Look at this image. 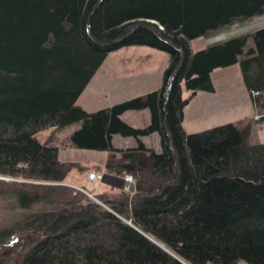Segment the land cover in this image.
I'll return each instance as SVG.
<instances>
[{
    "label": "trees",
    "instance_id": "1",
    "mask_svg": "<svg viewBox=\"0 0 264 264\" xmlns=\"http://www.w3.org/2000/svg\"><path fill=\"white\" fill-rule=\"evenodd\" d=\"M263 14L264 0H0V175L10 178L0 190L21 210L53 205L0 231V264H264V142L231 123L181 126L188 99L213 91L212 70L235 63L264 113V27L190 47ZM129 45L167 53L159 87L92 112L76 105L105 55ZM144 108V127L119 119ZM71 124L73 148L113 150V134L135 140L127 162L106 168L131 176L129 192L87 189L89 198L62 183L85 168L60 161L51 134H37ZM150 133L158 152L139 139ZM143 150L145 167L136 162Z\"/></svg>",
    "mask_w": 264,
    "mask_h": 264
},
{
    "label": "rangeland",
    "instance_id": "2",
    "mask_svg": "<svg viewBox=\"0 0 264 264\" xmlns=\"http://www.w3.org/2000/svg\"><path fill=\"white\" fill-rule=\"evenodd\" d=\"M262 20H264V14L248 20L235 22L228 28L216 31L210 36H199L192 39L190 41V47L193 51H197L227 37L249 34L258 28L264 27V22L253 25L254 23ZM226 33L229 34L226 35ZM249 46H252L250 38L246 41V47ZM145 50L150 53L147 58H143ZM166 57L167 53L145 45H129L120 47L108 52L105 55L103 61L96 70L97 72L95 71L96 77L94 80L100 79L102 74H106L105 72H111L112 69H119L123 74L127 71L134 72L132 75L135 73L144 74L146 72V75L153 77L154 68L158 66ZM212 71L211 78L212 83H214L215 86V91H198L196 96H192L188 99L183 110V130L185 132L198 131L200 129L231 122V124L236 126L238 129H243L244 127L249 128L248 140L251 143L256 142V140L264 142V113L256 111L254 107V111L252 110L247 91L245 90L242 82L238 63L232 64L228 66V68H216ZM131 78L132 76L125 78L124 81H118L107 88V90L102 87L103 91L100 92V102L97 104L101 105L102 103L109 102L114 103L144 91L149 87L138 83H127ZM97 89L100 90V85L97 86ZM181 96L182 98H188L189 96V93L183 85ZM122 118L123 120H121L123 122L131 125L132 127H140L143 123L141 114L134 115L131 111L124 113ZM71 129V126H65L57 132H49L51 135L55 134L54 140L50 143L61 149L60 157L62 159L87 161L89 159H94V157L104 156L109 158L108 162L111 161V166H113L115 164L122 163L125 156L128 154L127 150L121 151L114 148H112L113 150L98 151L92 149L66 147V145H68L67 137L73 131ZM119 136L120 135H117L112 142L115 147H119V142L122 141L118 140ZM142 157L143 160L140 165L144 164L142 166H146L148 151L143 150ZM89 170H92V168H85L81 172L72 169L64 178L62 183L79 189H81V186L84 187L86 192H88L87 194L89 198H92V193H99L96 188H94V185L96 184H111V192H119V190L129 192L131 190L132 181L127 183L125 180V176L127 174H122L124 177L122 180L112 174L110 170H106L103 173L98 172L102 175L101 181L96 184H89L85 178L86 172ZM0 179L10 180L7 176H1ZM87 189H89L92 193H90ZM110 191L107 190L105 192ZM51 207H53L52 204L49 205L46 203H40L34 205L29 210H21L16 205L12 194H8L0 190V231L4 228H9L15 220L24 214ZM155 242L159 243L157 240H155ZM237 264L248 263L241 260Z\"/></svg>",
    "mask_w": 264,
    "mask_h": 264
},
{
    "label": "crops",
    "instance_id": "3",
    "mask_svg": "<svg viewBox=\"0 0 264 264\" xmlns=\"http://www.w3.org/2000/svg\"><path fill=\"white\" fill-rule=\"evenodd\" d=\"M149 54L150 53L147 52V50H145V54L143 55V58H147V56ZM166 62H167V57L164 58V60L158 66H156L154 68L153 77H151L150 75H146V72L144 74L135 73L134 75H132L134 72L127 71L125 74H123L119 69H112L111 72H105L106 74H102L100 76V79L94 80L95 77H96V72H97L96 71L91 76V78L89 79V81L86 84V86L84 87V89L78 95V97L76 99V104L78 106H80L84 111L92 112V111H95V110H98V109H101V108L110 107L114 103H117L119 101L131 98L133 96L140 95V94L152 91V90H156L159 87L160 77H161L162 71H163V69H164V67L166 65ZM226 68H228V67H226ZM130 76H132V78L127 83H129V84L138 83V84L146 85V86H149V87L146 90H144V91H141V92H139V93H137V94H135L133 96H130L128 98L116 101L114 103L109 102V103H102L101 105L97 104L98 102H100V92L103 91L102 87H104V89L107 90V88H109L111 85L115 84L118 81H124L125 78L130 77ZM210 76H211V74H210ZM211 82H212V78H211ZM98 85H100V90L97 89ZM212 86H213V91L212 92H214L215 91L214 83H212ZM197 92L195 93L194 96L197 95ZM250 104H251V102H250ZM251 107H252V110H253L252 104H251ZM183 110H184V107H183ZM183 110H182V121H183ZM128 111H131V113H133L134 115L141 114V116L143 118L142 125H140V127H134V128H141V127L146 126L149 123V111L146 108L141 109V110H127V111H124V112H122L119 115V119L123 120L122 115L124 113L128 112ZM135 112H137V113H135ZM182 121H181V126H182ZM223 124H225V123H223ZM219 125H222V124H219ZM69 126L72 127L71 130H74V129H76L78 127V124H71V125H68L66 127H69ZM129 126H131V125H129ZM212 127H214V126H212ZM209 128H211V127H209ZM209 128H205V129H209ZM205 129H200L198 131H191V132H185L184 131V132L185 133H195V132L203 131ZM57 131H55V132H57ZM49 132H50L49 129L40 131L37 134L38 139L39 140H44L49 135ZM54 135L55 134L51 135L50 142L54 140ZM115 137H117V134H113L111 136V139H110V143H111L112 148L118 149V150H121V151H126V150H129V149H132V148L135 147V140L134 139H131L130 137H122V136L118 137V140H122L121 142H119V144H120L119 147H115L112 144V142H113ZM139 139L142 142L145 150L146 149H150V150H153V151H156V152L160 151L159 137H158L157 133H150L148 135L141 136ZM256 142H263V141L256 140ZM66 147H71V146L68 143V145H66ZM60 150L61 149L58 147V159L60 161L69 160V159H62L60 157ZM127 155L125 156V158L122 161V163H125V162H127L129 160V153ZM136 156L138 158V160L136 162L138 164H141L142 163L141 161L143 160L142 151L141 152L139 151ZM70 161H76V162L80 163V165L83 166L84 168H94L93 170H96L97 172H100V173L105 172L106 168H111V161L108 162L109 158L104 157V156L103 157H94V159H89L87 161H77V160H70ZM142 165H144V164H142ZM142 167H145V166H142ZM94 188H96L97 192H99V193L105 192L107 190L110 191L111 190V184H105V185H99V184L97 185L96 184V185H94Z\"/></svg>",
    "mask_w": 264,
    "mask_h": 264
},
{
    "label": "built area",
    "instance_id": "4",
    "mask_svg": "<svg viewBox=\"0 0 264 264\" xmlns=\"http://www.w3.org/2000/svg\"><path fill=\"white\" fill-rule=\"evenodd\" d=\"M101 179H102V175L96 172L95 170H89L86 172V180L91 184L100 182ZM125 180L127 181V183L131 182L132 181L131 176L126 175Z\"/></svg>",
    "mask_w": 264,
    "mask_h": 264
},
{
    "label": "water",
    "instance_id": "5",
    "mask_svg": "<svg viewBox=\"0 0 264 264\" xmlns=\"http://www.w3.org/2000/svg\"><path fill=\"white\" fill-rule=\"evenodd\" d=\"M229 34V33H226V35ZM148 240H150L151 242L157 244L156 242H154L151 238L147 237Z\"/></svg>",
    "mask_w": 264,
    "mask_h": 264
},
{
    "label": "bare ground",
    "instance_id": "6",
    "mask_svg": "<svg viewBox=\"0 0 264 264\" xmlns=\"http://www.w3.org/2000/svg\"><path fill=\"white\" fill-rule=\"evenodd\" d=\"M261 22H264V20H262V21H259V22H257V23H254L253 25H256V24H258V23H261ZM252 26V25H251ZM126 182V181H125ZM94 200V199H93ZM131 224V223H130Z\"/></svg>",
    "mask_w": 264,
    "mask_h": 264
}]
</instances>
